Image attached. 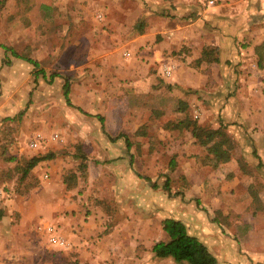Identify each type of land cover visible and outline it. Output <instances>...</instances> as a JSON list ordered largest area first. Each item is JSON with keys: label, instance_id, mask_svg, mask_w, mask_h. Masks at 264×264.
Returning <instances> with one entry per match:
<instances>
[{"label": "rangeland", "instance_id": "374dc122", "mask_svg": "<svg viewBox=\"0 0 264 264\" xmlns=\"http://www.w3.org/2000/svg\"><path fill=\"white\" fill-rule=\"evenodd\" d=\"M179 2L187 8L183 16L175 12ZM208 2L0 0V44L37 60L45 70L44 77L35 78L31 63L0 47V232L10 234L0 237L3 264H176L150 252L155 242L167 238L161 226L165 217L183 220L192 235L223 228L232 248L219 240L214 250L208 236L218 264H264V246L248 235L253 229L264 234V204L257 197L261 168L257 159L249 165L243 156L256 151L255 139L264 142V90L225 91L250 108L247 117L249 111L261 117L251 124L237 117L223 120L233 148L229 160L218 163L189 128L174 126L188 118L218 128L221 110L210 107L211 90L173 93L165 83L161 86L172 80L165 66L158 72L147 65L143 52L174 20L196 17L195 5ZM261 44L253 47L258 67H264ZM51 74L57 76L50 80ZM65 78L69 103L62 89ZM35 132H57L61 140L30 149ZM80 152L86 157L84 170L78 168ZM32 158L41 160L25 172ZM226 166L241 170L240 176L232 171L225 176ZM203 167L223 168L222 177L217 172L222 195L241 192L231 183L245 172L253 179L247 187L251 201L230 202L236 217H224L219 204L198 197ZM45 224L65 236L68 246L48 242L40 229Z\"/></svg>", "mask_w": 264, "mask_h": 264}, {"label": "crops", "instance_id": "0c3cea01", "mask_svg": "<svg viewBox=\"0 0 264 264\" xmlns=\"http://www.w3.org/2000/svg\"><path fill=\"white\" fill-rule=\"evenodd\" d=\"M181 3L179 2L181 6L176 7L175 12L183 16L187 8ZM208 3L207 5L204 3L203 5H195L196 17L193 15L194 18L190 17V20H174L173 27H167L164 35L160 36L161 38L157 42L154 44L149 42L143 48V52L146 54L145 59H148L145 61L148 63L147 65L159 68L158 72L160 69L162 71L164 66L170 70L169 76H172V80L162 82L161 86L164 87V83L166 86L172 85L170 87L173 93H180L178 95H182L184 91H189L188 88L198 90V92L211 90L207 96L210 98V107L214 106L216 110L220 108L223 120L228 121L231 119L230 117H237L238 119H236H242L241 121L244 124L247 122L251 124L256 122L261 117L259 116L261 114L255 113L253 115L249 111V116L247 117L246 109L250 108H243L237 96H227L225 91L228 87H234L236 91H245L250 94L264 90V67H258L255 64V59L257 58H255V49L253 50V47L255 48L264 41V0H228V2L216 4H214L213 0V3ZM194 13L195 10L192 14ZM243 39L246 40V44H243ZM205 46L218 48V61L210 63L208 68L204 63L191 65L193 60H197L201 56V50ZM140 56L144 57L143 54ZM148 69L146 68V72H148ZM205 69H208V71H205ZM142 71L144 72L145 69ZM158 72L152 75H158ZM151 79L153 83L154 78L151 77ZM222 93L226 97L223 102H221V99L224 98ZM254 109L252 108V110ZM261 119L264 121V116ZM212 122L213 124H218L216 121ZM254 141L255 145H257L256 151L254 149L247 150L243 156L249 165L253 163V160L257 159L255 164L261 168L257 182L262 184L261 186L259 184L257 197L264 204V189L262 187L264 184V142L260 139H255ZM225 169H229L225 172V176H227V173L231 174L232 170L230 171L228 166ZM222 170L223 168L220 171H215L212 168H201L202 178L198 180L201 182L197 184L198 197L203 201L219 204L217 209L221 211L222 215L232 219L237 216L234 215L237 212L231 210L235 207H229L230 202L237 203L240 199L247 201L248 198L251 201L247 187L253 182V179L248 176V172H245L240 178L238 177V180L236 179L231 183L233 189H239L241 192L233 190L230 191L231 194L225 193L226 195H222L219 191V180H217V172H220L222 177ZM232 173L238 176V173L241 174V170L239 172L235 170ZM207 220L209 222L212 221L209 217ZM246 220L248 219L246 218ZM202 224L204 225L203 222ZM217 224L219 225L220 222ZM248 233L250 240L253 238L255 241V237H258V244L264 246V234L256 233L254 229ZM9 235L2 233V231L0 232V237L6 238ZM246 235L247 232L243 234V236ZM195 236L203 240L213 253L212 248L216 250L219 240L223 242L224 246L232 248V246H228L231 237L227 236L225 232L223 233V228L220 229V233L215 228V230H208L207 233ZM208 236L213 239L212 248L209 247ZM2 245L3 241L0 242V253L3 251L1 250ZM4 247L6 248V245ZM0 264H3L1 258Z\"/></svg>", "mask_w": 264, "mask_h": 264}, {"label": "trees", "instance_id": "16d2710c", "mask_svg": "<svg viewBox=\"0 0 264 264\" xmlns=\"http://www.w3.org/2000/svg\"><path fill=\"white\" fill-rule=\"evenodd\" d=\"M137 29L142 33V28L140 25H137ZM264 46L262 42L261 46ZM0 47L4 49L5 53H10L15 58H21L33 65L34 77L36 78L38 74L45 76V70L39 68V63L37 60L23 56L22 54L16 52L9 46L0 44ZM218 61V48L214 46H205L201 50V56L196 60V65L199 64H210L212 62ZM3 62L7 65L11 63V59L8 56H5ZM258 66H261V61L258 60ZM57 74H51L50 80H52ZM170 87V85L168 86ZM63 95L67 103H69V91L70 85L68 78H65L63 86ZM181 110L185 108H180ZM220 118V126L216 129H207L201 126L196 120H189L185 118L184 120L174 123V126H184L189 128L192 136L195 141L199 144L206 146L208 152L216 159V162L223 163L229 160L230 150L233 148V142L231 137L225 132V126L227 123L223 122V119ZM99 120L102 121V117H99ZM114 138H112L113 140ZM127 146H129V140L125 138ZM80 158L78 168L86 169L85 155L83 152H80L77 155ZM52 157L51 154L48 156H43L44 158ZM41 158H32L26 168L24 169L27 172L31 167H33ZM146 180L150 181L148 177L142 176ZM66 182V180H65ZM155 185L153 184L152 187ZM165 189H167V184H164ZM2 217V211L0 210V219ZM162 230L166 234V240H160L155 242L151 246V255L155 259H164L169 258L174 261L176 264H217L216 256L208 249L207 245L199 237L188 233L185 223L180 219L175 218H164L161 221Z\"/></svg>", "mask_w": 264, "mask_h": 264}, {"label": "built area", "instance_id": "2783aa9c", "mask_svg": "<svg viewBox=\"0 0 264 264\" xmlns=\"http://www.w3.org/2000/svg\"><path fill=\"white\" fill-rule=\"evenodd\" d=\"M209 3H213V0H209ZM165 73L167 75L170 74V70L165 68ZM61 137L57 132L51 133L49 136H44L40 132H35L31 138L28 140V147L30 149H44L48 146L51 142H59ZM43 233L46 235L48 242L54 244L60 248H65L68 246V241L65 236L59 234L57 230L51 224H45L44 226L40 227Z\"/></svg>", "mask_w": 264, "mask_h": 264}]
</instances>
